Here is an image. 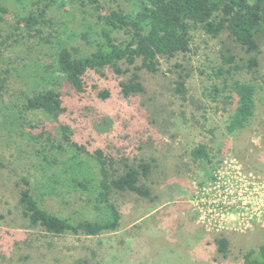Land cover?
<instances>
[{"label": "rangeland", "instance_id": "1", "mask_svg": "<svg viewBox=\"0 0 264 264\" xmlns=\"http://www.w3.org/2000/svg\"><path fill=\"white\" fill-rule=\"evenodd\" d=\"M104 3L117 6L113 0ZM231 44L227 33L211 39L196 32L193 52L185 58L161 59L157 74L140 73L143 94L124 97L122 83L131 75L104 70L87 75L86 93L63 97L61 120L89 150L102 149L121 164L128 159L133 166H153L149 178L143 179L153 200L134 193L115 198L123 215L116 233L54 237L25 229L18 199L22 177L33 171L34 144L10 137L0 116V264H244L245 252L264 243V54L255 117L235 134L226 131L233 108L225 111L222 102L208 98L209 85L200 74L210 62L217 65L219 52ZM16 50L2 48L19 65L26 56ZM233 52L246 56L240 47ZM177 63L193 72L186 83L187 100L175 91ZM28 84L26 72L14 75L8 94L0 99L9 102L13 92ZM104 92L107 98L101 96ZM200 141H212L221 151L212 167L190 155ZM83 206L80 200L70 205L55 199L45 203L50 212L78 211V216L94 219L95 213ZM219 235L230 241L227 258L217 250Z\"/></svg>", "mask_w": 264, "mask_h": 264}, {"label": "trees", "instance_id": "2", "mask_svg": "<svg viewBox=\"0 0 264 264\" xmlns=\"http://www.w3.org/2000/svg\"><path fill=\"white\" fill-rule=\"evenodd\" d=\"M113 1L116 7L104 0H0V65L5 67L0 68V98L8 94L14 75L26 72L30 83L13 92L9 102L0 99L1 125L10 137L34 144L33 171L22 177L18 199L27 230L54 237L116 233L123 219L115 200L118 194L153 200L151 188L143 182L152 173L151 163L133 166L121 159L122 168L102 149L91 151L80 143L61 120L66 110L63 97L86 93L90 72L130 74L122 83V94L129 98L146 92L142 71L157 74L161 59L185 58L193 52L196 32L211 39L227 33L232 44L223 46L219 63L200 70L209 85L206 95L222 102L225 111L233 108L226 125L229 135L247 129L255 117L263 67L264 0ZM236 47L246 56L234 55ZM2 48L13 53L20 48L25 62L16 65ZM175 66L180 70L176 94L187 100L186 83L193 72ZM244 74L249 78L241 79ZM211 142L200 141L190 152L205 167H212L221 152ZM49 199L64 205L80 200L86 211L95 213L94 219L80 217L78 211L50 212L45 207ZM215 244L227 258L229 239L219 235ZM244 264H264V243L245 252Z\"/></svg>", "mask_w": 264, "mask_h": 264}, {"label": "built area", "instance_id": "3", "mask_svg": "<svg viewBox=\"0 0 264 264\" xmlns=\"http://www.w3.org/2000/svg\"><path fill=\"white\" fill-rule=\"evenodd\" d=\"M232 187L233 188H236L237 186L236 185H232ZM237 193V192H236ZM244 193L246 194V191H244ZM238 195H239V197H240V195L241 194H239V193H237ZM226 204H230V205H232V203L231 202H225ZM203 216H205V214L203 213ZM251 217V216H250ZM251 219H252V217H251ZM247 223H251L250 221L249 222H247ZM244 224H246V223H244Z\"/></svg>", "mask_w": 264, "mask_h": 264}]
</instances>
